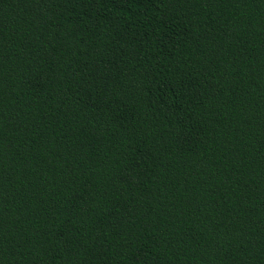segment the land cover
Here are the masks:
<instances>
[{
  "label": "trees",
  "instance_id": "1",
  "mask_svg": "<svg viewBox=\"0 0 264 264\" xmlns=\"http://www.w3.org/2000/svg\"><path fill=\"white\" fill-rule=\"evenodd\" d=\"M0 264H264V0H0Z\"/></svg>",
  "mask_w": 264,
  "mask_h": 264
}]
</instances>
